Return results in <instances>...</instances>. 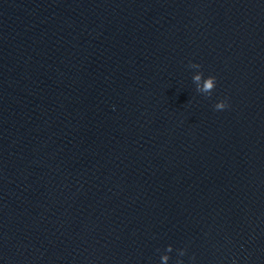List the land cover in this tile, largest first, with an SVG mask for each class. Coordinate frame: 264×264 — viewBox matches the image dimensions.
<instances>
[{
  "label": "water",
  "instance_id": "water-1",
  "mask_svg": "<svg viewBox=\"0 0 264 264\" xmlns=\"http://www.w3.org/2000/svg\"><path fill=\"white\" fill-rule=\"evenodd\" d=\"M178 262L264 264V0H0V264Z\"/></svg>",
  "mask_w": 264,
  "mask_h": 264
},
{
  "label": "clouds",
  "instance_id": "clouds-1",
  "mask_svg": "<svg viewBox=\"0 0 264 264\" xmlns=\"http://www.w3.org/2000/svg\"><path fill=\"white\" fill-rule=\"evenodd\" d=\"M189 64L192 67H201V65L196 64V63H191L190 62ZM202 75H203V73H201L199 75H196L194 77V82H197V84H198V91L207 94L206 96H211L213 90L216 87V82H217L216 77L215 76H211V75L208 76L207 79H205L203 81L202 87H200L199 82L201 81ZM227 107H229V105L227 103V100H221V101L217 102L214 105L215 110H218V111L219 110H224ZM164 259L167 260L168 258L167 257H164ZM178 264H181V262H178Z\"/></svg>",
  "mask_w": 264,
  "mask_h": 264
}]
</instances>
